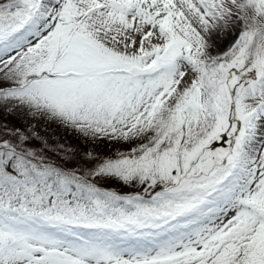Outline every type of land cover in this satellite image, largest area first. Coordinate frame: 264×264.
Instances as JSON below:
<instances>
[{
  "label": "snow or ice",
  "instance_id": "6c2138e0",
  "mask_svg": "<svg viewBox=\"0 0 264 264\" xmlns=\"http://www.w3.org/2000/svg\"><path fill=\"white\" fill-rule=\"evenodd\" d=\"M0 264H264V0H0Z\"/></svg>",
  "mask_w": 264,
  "mask_h": 264
},
{
  "label": "rangeland",
  "instance_id": "374dc122",
  "mask_svg": "<svg viewBox=\"0 0 264 264\" xmlns=\"http://www.w3.org/2000/svg\"><path fill=\"white\" fill-rule=\"evenodd\" d=\"M223 146H226V144H225V145H223Z\"/></svg>",
  "mask_w": 264,
  "mask_h": 264
}]
</instances>
